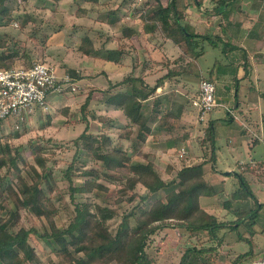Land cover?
Wrapping results in <instances>:
<instances>
[{"label":"crops","instance_id":"0c3cea01","mask_svg":"<svg viewBox=\"0 0 264 264\" xmlns=\"http://www.w3.org/2000/svg\"><path fill=\"white\" fill-rule=\"evenodd\" d=\"M66 1L68 0H63L65 4H67ZM156 1L151 0V3L155 4ZM158 1L162 5H167L171 0ZM74 2L76 4L73 16L72 19L69 18L71 22L66 20L68 23L64 24L67 35L59 31L49 40L47 38L50 46L45 49V63L54 67L59 75L74 71L76 73L74 79L80 82L77 84L85 87L93 86L94 93L103 95L105 93L107 98L92 99L88 95L85 97L84 94L79 93L78 97L81 99L66 98L58 107H62L60 111L71 113L73 104L82 101L85 104V101L88 100L85 108L80 109L82 112L80 111V117L77 121L78 124L86 123L80 134L87 126L88 132L92 134L104 133L110 138L112 144L118 141L126 151V148H129L133 143L136 144V142L142 147L149 146L150 143L147 145L146 142L152 137V133H156L158 139L155 140L152 137L151 147L153 151L159 153L162 150L161 145L164 146V144L161 143L159 137L158 132L160 131H156L155 122L150 123L151 132L146 135L144 142L138 141L134 134L128 139L120 138L118 129L125 127L129 120L121 109L107 101L118 92L129 91L132 86L143 92L156 87L154 93H150L146 99L141 100L143 105L141 111L144 116H150L153 111H157L159 116L163 113L161 111V98L169 96L166 94L169 89L174 97L175 95L179 96L178 93L187 95L192 102L197 94L192 98V95L180 91L185 88L187 82L196 76H199L198 79L207 78L213 81L216 87V102L218 101L219 105L226 102L225 108L228 110L226 119L229 122L236 121V125H234L236 128H232V131L227 132L226 136L220 132L219 136H223L225 139L223 145L215 140V130L220 124L206 119L199 125L197 114L195 117L193 113L188 116L183 110L182 115L185 114L187 120L195 118L194 123L202 128L200 132L202 138H204L208 126L213 128L212 141L215 149L213 167H215L217 160H222V163L228 166L225 173L216 167L214 171L204 169V179L211 185L210 187L215 194L213 196H200L199 204L204 211L227 225L234 221L239 223V216L242 218L246 213H255L257 219L253 229L256 233L252 238L253 257L250 261L264 257V189L262 188L264 170L261 167L264 165V40L259 33L260 29L263 28L262 25L256 21L257 23L251 27L253 22L243 23L241 16L239 18L234 12L228 13L234 0H175V8L179 12V25L186 27L189 31L203 35L201 39L203 41V53L192 65H188L189 58L184 55L176 43L181 39L177 27L172 25L169 27V36L168 34L163 35L159 30L153 33L143 32L142 19L146 8L143 3L137 4L134 0H78V2ZM224 3L228 6L224 5L223 10L225 12H220ZM69 22L71 25L68 27ZM61 29L63 30V28ZM219 29L223 30L225 36L218 34ZM84 37H88L91 42L92 50L88 55L78 50ZM213 38L227 45L232 42L230 50H223L225 54L223 59L216 55V51L214 52L217 45L212 43ZM71 40L76 44L69 45ZM205 43H207L206 48ZM213 46L215 47L212 48ZM218 49L217 47L216 50ZM108 53L110 58H107ZM199 59L205 61L203 65L200 64ZM222 60L230 62L231 66L219 62ZM240 69H242L241 72H238ZM241 80L242 82H240ZM246 80H248L251 88L250 100L247 101V104L241 105L242 113H237L239 119L236 118L235 109L229 105L228 97L234 96L235 99L239 93L238 86L245 83ZM73 96H77V94ZM173 96H169V99L172 100L170 104L173 102ZM149 101L150 104L146 103ZM240 108L239 106L238 109ZM87 110L91 113L90 118L85 116ZM191 124L193 121L189 125ZM179 126L184 128L183 123L181 125L179 123ZM174 129L171 132H162L164 134L172 133ZM116 138L117 140L114 141ZM201 143L204 144V142ZM172 144L170 145L172 146ZM198 147L197 145L194 150L192 149L195 152H193L194 155H197L198 151L200 152ZM200 147L202 149L204 146L201 145ZM167 150L169 149L167 148ZM138 151V149L134 151L133 157L137 153L139 154ZM126 152L130 155L129 151ZM155 156L158 157L157 154ZM130 157L133 158L131 155ZM198 159L202 160V158ZM146 162V158L139 161V163ZM248 171L251 172L250 176L259 182L256 183L257 189L254 191L250 189L253 196H246L242 193L238 196L236 189H233L234 182L226 174L230 173L236 176L241 174L244 179L243 175ZM227 182H230L232 187L227 186ZM161 191L155 194L158 195ZM178 230L184 229L179 228ZM202 235L204 234L202 233ZM228 236L230 237V235ZM231 243L227 240L217 246L215 253H206L205 257L201 256L206 261L204 264H231L238 253L235 246L240 244ZM178 244H181V240ZM190 244L191 242L188 240L186 245ZM247 250L248 247L246 246L240 252Z\"/></svg>","mask_w":264,"mask_h":264},{"label":"trees","instance_id":"16d2710c","mask_svg":"<svg viewBox=\"0 0 264 264\" xmlns=\"http://www.w3.org/2000/svg\"><path fill=\"white\" fill-rule=\"evenodd\" d=\"M143 5L146 7L142 19L143 32L153 33L159 30L163 35L169 36V27L171 25L177 27L181 39L176 43L189 58L188 65H192L203 53L201 40L203 35L179 25V12L175 8V0H171L167 5H162L158 0L152 4L151 0H148ZM224 5L228 6L224 3L220 12H225ZM10 15L11 12L5 6V0H0L2 20H9ZM11 40L12 44H8L7 40L0 37V68L12 67L16 59L24 56L17 46L19 41ZM78 50L86 55L91 52L92 47L88 37L82 39ZM107 58H110L109 53ZM69 75L74 78L76 73L70 71ZM155 90L156 87H152L143 92L132 86L129 91L118 92L107 101L121 109L129 120L125 127L118 129L120 138L128 139L134 134L138 141L144 142L146 135L151 132L150 123L153 122L156 124V131L171 132L178 127L179 115L172 109H167L159 116L157 111H153L150 116L143 115L141 100L146 99ZM87 102L88 100L81 109L85 108ZM212 133L213 128L208 126L204 136L211 144L209 160L182 166L176 171L174 178L167 182L156 170L153 160H148L146 163L133 162L130 155L121 146L112 144L106 134H92L88 132L86 126L84 131L74 139V145L76 147L82 145L85 155L90 160L99 162L100 165L76 169L78 173L75 175L84 178L82 185H73L72 177L68 171L65 173L69 182V201L72 206L68 205L71 206L69 222L62 228L56 225L54 216L58 214V209L50 204L49 197L57 186L51 171L46 168V159L41 156V152L38 149L34 152L38 164L29 165V170H26L24 175L21 168L17 167L16 161L19 158L23 166L27 163L21 159L19 153L12 155L10 151L2 152L0 170L3 166L9 165L15 171L17 188L12 183H5L3 186L0 184V264L39 262L36 250L30 243L31 234L51 245L56 261L49 264H110L112 262L150 264L148 248L155 236L164 228L184 229V240L178 246L181 253L178 264H204L206 261L201 256L205 257L206 253H215L217 246L227 241L228 235L233 236L232 243H244L248 246L247 251L238 252L231 262V264H242L247 258L253 257L252 238L256 233L253 226L257 219L255 213H246L242 218L239 216V223L234 221L227 225L208 214L199 204L200 196L215 194L211 185L204 179V165L215 160ZM152 137L155 140L158 139L156 133H152ZM81 152L77 150L74 159L78 154L81 155ZM261 167L264 170V165ZM211 169L214 171L213 168ZM122 170L127 172L124 178L119 176ZM237 176L240 181V188L236 190L238 196L240 193L253 196L242 175L237 174ZM106 184L123 188L116 197L105 198V201L111 202L113 206L132 202L135 198L139 199L135 208L139 211L122 214L121 221L114 232L108 228L107 220L117 213L116 208L94 201H75L74 199L75 194L93 193L94 189L107 193L109 187ZM137 185L144 187L146 190L144 194L137 193ZM168 188L169 190L160 198H151V195L156 192ZM62 198L59 194V200ZM8 200L12 204L11 208H6ZM3 211L6 212L5 215ZM21 211L27 212L29 217L33 215L39 220L43 219L47 225L44 226V231L41 232L33 226L28 228L22 226L14 231L12 227L18 224ZM130 218H133V221H130ZM240 229L243 230L240 231ZM166 236L168 235L163 234L159 241H165ZM188 240L191 242L190 245H186Z\"/></svg>","mask_w":264,"mask_h":264},{"label":"rangeland","instance_id":"374dc122","mask_svg":"<svg viewBox=\"0 0 264 264\" xmlns=\"http://www.w3.org/2000/svg\"><path fill=\"white\" fill-rule=\"evenodd\" d=\"M74 1L78 2V0ZM74 1L68 0L66 1L67 4H65L63 0H5V6L11 12V18L9 20H2L0 16V37L7 40L8 44H12L11 39H17L19 41V44L17 46L19 47L20 51L24 53V56L16 59L15 63L12 64L13 66L31 64L37 61L46 62L44 54L45 49L50 46L48 44V40L50 39V37L53 35H57L59 31H62L64 35H67L66 30H64V24H67L68 22L66 20L70 21L69 18L73 16V12L75 9L74 6L76 4ZM240 1L234 0V2L232 3L233 5L230 6V10L228 11V13L234 12L239 18L241 16V18L243 19V23L249 24L253 22L250 25L251 27L253 24L257 23L256 21H258V24L262 25L263 27L262 29H260L259 33H261L264 40V0ZM70 22L68 24V27L71 25ZM61 28H63V30ZM218 34L225 36L222 29L218 30ZM46 37H48V40L46 39ZM212 43L214 45H217L216 49L217 47L219 48L218 50L215 49L214 52L216 51L215 53L217 56L219 55L220 59H223V57H225L223 50L228 51L230 50V48H232V42L227 45L226 43L220 42L213 38ZM72 44L75 45L76 43L71 40L69 45ZM204 45L206 48L207 43H205ZM214 47L215 46H213L212 48ZM25 54L27 55L26 57ZM199 62L201 65H203L205 61H203V59H199ZM219 62H223L227 66H231L230 62L226 60H222ZM241 70L242 69H240L238 72H241ZM64 74L65 72L62 73V75ZM243 74L244 72L242 73V75ZM198 78L199 76L191 78V80L187 82L185 88H182L183 90L180 91L192 95V98H194L193 96L197 94V83H199L200 80ZM240 82H242V80ZM78 85L79 87L74 93L49 94L47 97L48 112L46 113L35 110V112L30 117H28L21 123L17 121H0V154L5 151H10L12 155H15V153H19L21 159L24 160L25 163H27L25 166H23L19 158L16 161L17 167L21 168L22 170V175L25 174L26 170H29V165L36 166L38 164L34 157V152L37 149L41 152V156L46 159V168L51 171L53 180L57 186V189H55L53 193L49 194V197L51 198L50 204H53V206L58 209V214L54 216V220L56 222V225L61 228L65 227L68 224L71 213L70 207L72 206L71 202L69 201V182L65 177V173L68 171L70 177H72L73 185H82L84 178L75 175L76 173H78L76 169H79V167L81 168L83 166L95 167L97 164L100 165L99 162L92 161L85 155L82 145L76 147L73 142L74 139L78 137L81 130L84 128V124L86 125V123L78 124L77 122L80 117V109L83 101L73 104V106H71V113H62L60 111L62 107L58 108L59 105L62 104L64 100H66V98L70 97L81 99L80 97H78L79 93L84 94L85 97L88 95L92 99L100 98L102 100L107 98V95H105V93L104 95L94 93L95 90H93V86L89 85L85 87L80 84ZM238 87L239 93H237L235 97L236 100L234 99V96L228 97L229 105H231L235 109L234 111L237 116L236 118H239V115L237 113H242L241 105L243 103L247 104V101L250 100L249 94L251 89L248 80H246L245 83H241ZM171 93L172 92L169 89L166 94L171 97L173 96ZM75 94H77V96H73ZM178 95L179 96H173L174 99L171 104L170 102L172 100L169 99V96L162 97L161 111L165 112L167 109L174 110L179 115L178 123H180V125L181 123H183L184 128L178 125V127H176V129H174L172 133L164 134V132L162 131L158 132L159 137L161 138V143L164 144V146L161 145L162 150L159 151V153L153 151V148L151 147L153 143L152 137H150L146 142V144L150 143V145L147 144L149 146L142 147L139 143L136 142V144L133 143V145L129 147L130 149L126 148V151H129L132 157L133 153L135 154L134 151H136L137 149L139 150V154L137 153L133 158H131L133 162L143 161V159L145 160V158L146 161L153 160L156 170L167 182L174 178L176 171L182 166L192 165L204 160L208 161L211 155V144L209 139L205 138V136L204 138H202L200 134L202 128H200L198 124L201 125L202 122H198V124H196L194 123L195 118H190L191 120L188 118L190 120L189 122V120H187V118L185 117L186 115L191 116L192 113L195 117V115L197 114V110L190 104L191 101L189 100V97L187 95L184 96L183 94L179 93ZM146 103L150 104L151 102L149 101ZM217 103L218 105H216L210 112L204 115V121L206 119H210L216 122V124L218 123L220 125H223L217 126L215 130V140H217V142H221L224 145L225 139L223 136V138L219 136L220 132L224 136H226L227 132H231L232 128H236V126H234L236 125V121L229 122L226 119L228 115V110L225 108L226 102H223V105H219L220 103L218 101ZM239 106L241 107L240 109H238ZM244 107L246 108V105ZM183 110L185 111L186 115H182ZM85 114V116L90 118L91 113L88 110L87 112H85ZM191 121H193V124L189 125ZM88 122L90 123V121ZM179 128L182 129L179 130ZM116 140L117 138L114 141ZM201 142H204V144H202ZM221 143L218 144L221 145ZM170 144H172V146L174 147H172ZM115 145L121 146L118 141L117 143H115ZM197 145L199 146L198 149L200 150V152L198 151V154L194 155L195 152L193 150ZM201 145L204 146L202 149L200 147ZM167 148L169 150H167ZM77 150L83 152H81V155L78 154V156H76V158L74 159V155ZM181 152L183 153V155L180 157L179 154ZM155 154H157L158 157H156ZM198 158H202V160H199ZM212 164L213 162H207L204 169L210 170L211 168L214 169L216 167L222 173L227 172L228 166L224 165L222 163V160H217L215 163V167H213ZM126 173L127 172L125 170H122L119 176L124 178L126 176ZM226 175L230 176L232 182H234L233 189L237 190L238 188H240L239 178L235 174ZM250 175V171L245 173L243 175L244 181L248 184L249 188L254 191L257 189L256 183L259 182L255 178H252ZM5 183H12L13 186L16 187V173L12 168L9 167V165L3 166L0 170V184L3 186ZM106 185L109 187V191L107 193L101 192L98 189H94L93 193L75 194L74 199L75 201H94L101 205L107 204L108 207L116 208L117 213L111 215L109 220H107L108 228L114 232L119 222L121 221L122 214L130 213L131 211H139V209H135L136 205L139 203V199L135 198L132 202H123L117 206H113L111 202L105 201V198L116 197V195H118V193H120L123 188L114 184ZM226 185H230L232 187L230 182H227ZM42 188H44V186ZM262 188L264 189V185H262ZM168 190L169 188L166 190L163 189L160 194L151 195V198L155 199L157 197H160L161 194H165ZM136 191L140 195L144 194L146 190L141 185H137ZM59 194H61L63 197L61 200H59ZM69 204L71 205L70 207L68 206ZM11 207L12 204L8 200L6 202V208ZM2 213L5 215L6 212L3 211ZM130 221H133V218H130ZM22 226L26 228L33 226L39 229V231L43 232L45 228L44 226L47 225L43 219L39 220L33 215L29 217L27 212L25 213L24 211H21L20 220L15 227H12V229L15 231ZM178 229L164 228L162 231H160V233H158V235L155 236L152 244L148 248V259L150 264H177V260L181 255V253H179L178 251L177 245H179V240H184L183 238L185 235L183 234V230L180 231ZM242 230L243 229H240V231ZM163 234H167L168 236H166L165 241L160 244L159 239ZM232 237L230 236L226 240L232 242ZM30 239V243L33 245L38 255L39 262H26L23 264H49L52 261H56L55 255L52 253V247L50 244H47L44 240L37 238L32 234L30 236ZM246 246V244L241 243L236 245L235 249L236 251L240 252L243 251ZM251 258L252 257L247 258L245 261H243L242 264H248ZM110 264L116 263L112 262Z\"/></svg>","mask_w":264,"mask_h":264},{"label":"built area","instance_id":"2783aa9c","mask_svg":"<svg viewBox=\"0 0 264 264\" xmlns=\"http://www.w3.org/2000/svg\"><path fill=\"white\" fill-rule=\"evenodd\" d=\"M148 0H134L142 4ZM77 81L68 73L59 75L54 67L45 62H33L29 66L0 68V121L22 122L35 110L48 112L47 97L52 93H74ZM215 84L207 78L198 83L196 97L192 106L197 110L199 122L218 103L215 97ZM181 152L179 156L181 157ZM248 264H264V258L251 260Z\"/></svg>","mask_w":264,"mask_h":264}]
</instances>
